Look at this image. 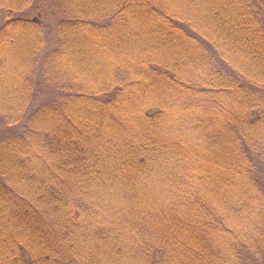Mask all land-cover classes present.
Instances as JSON below:
<instances>
[{
    "label": "trees",
    "instance_id": "16d2710c",
    "mask_svg": "<svg viewBox=\"0 0 264 264\" xmlns=\"http://www.w3.org/2000/svg\"><path fill=\"white\" fill-rule=\"evenodd\" d=\"M178 1L0 0V264H264V0Z\"/></svg>",
    "mask_w": 264,
    "mask_h": 264
},
{
    "label": "rangeland",
    "instance_id": "374dc122",
    "mask_svg": "<svg viewBox=\"0 0 264 264\" xmlns=\"http://www.w3.org/2000/svg\"><path fill=\"white\" fill-rule=\"evenodd\" d=\"M177 1H178V0H177ZM182 3H183L182 0H179V1H178V6L181 7V6H182ZM186 3L189 4V3H190V0H187ZM104 41H109V42H111L109 38H108V39L105 38ZM22 43H23V40L20 39L19 43L17 44V47H21V44H22ZM14 46H16V45H14ZM14 56H16V54H14ZM16 57H17V56H16ZM22 62H23V61H22ZM22 62H21V63H22ZM6 94H8V95L10 94L9 96H11L13 93H12V92L9 93V91H6V92H5V95H6Z\"/></svg>",
    "mask_w": 264,
    "mask_h": 264
}]
</instances>
